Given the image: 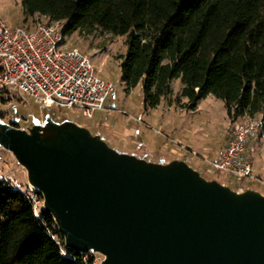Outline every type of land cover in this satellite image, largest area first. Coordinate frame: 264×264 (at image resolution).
<instances>
[{
  "label": "water",
  "instance_id": "1",
  "mask_svg": "<svg viewBox=\"0 0 264 264\" xmlns=\"http://www.w3.org/2000/svg\"><path fill=\"white\" fill-rule=\"evenodd\" d=\"M29 132L0 117V147L42 194L64 245L100 264H264V194L109 148L75 124Z\"/></svg>",
  "mask_w": 264,
  "mask_h": 264
},
{
  "label": "trees",
  "instance_id": "2",
  "mask_svg": "<svg viewBox=\"0 0 264 264\" xmlns=\"http://www.w3.org/2000/svg\"><path fill=\"white\" fill-rule=\"evenodd\" d=\"M26 19L44 14L64 35L124 37V84H142L145 109L165 99L194 109L216 96L227 118L259 116L264 135V0H21ZM181 89L174 93L172 81ZM15 123V122H14ZM12 123V125H14ZM64 251V253H62ZM0 264H92L64 245L53 217L0 180Z\"/></svg>",
  "mask_w": 264,
  "mask_h": 264
},
{
  "label": "rangeland",
  "instance_id": "3",
  "mask_svg": "<svg viewBox=\"0 0 264 264\" xmlns=\"http://www.w3.org/2000/svg\"><path fill=\"white\" fill-rule=\"evenodd\" d=\"M0 18L10 28H25L32 24L36 15L26 19L21 0H0ZM123 41L124 37L106 33L81 36L73 32L64 37L65 47H75L85 53L97 75L114 85L103 109L96 111L91 118L84 117L79 108L68 109L59 105L46 107L17 90L2 88L0 117L6 123L15 122L16 127L25 131L34 125V120H39L45 139L56 136L50 124L72 123L93 135L98 134L109 148L118 152L133 154L158 165L178 159L195 169L206 181L219 182L230 190L253 189L264 194V135L254 133L246 146V156L254 167L252 179L239 182L232 175L214 171L203 157L193 156L190 150L213 159L217 150L227 144L230 131L237 121L232 122L227 118L222 100L212 95L200 99L194 109H182L176 104L169 106L165 99L156 107L145 109L142 84L128 88L121 79L116 55L125 52ZM171 83L174 93L181 89L179 78ZM253 119L258 121L259 116ZM0 155L8 162L6 172L28 183L25 168L14 159L12 153L0 147Z\"/></svg>",
  "mask_w": 264,
  "mask_h": 264
},
{
  "label": "built area",
  "instance_id": "4",
  "mask_svg": "<svg viewBox=\"0 0 264 264\" xmlns=\"http://www.w3.org/2000/svg\"><path fill=\"white\" fill-rule=\"evenodd\" d=\"M35 15L32 24L25 28H10L0 18V88L17 90L46 107H76L84 117L91 118L103 109L114 85L97 75L85 53L75 47H65L60 20H50L44 14ZM234 124L227 144L217 150L215 158H204L194 150L190 153L203 157L214 171L232 175L236 181L243 182L254 177V167L245 150L249 137L256 133L260 123L246 117ZM8 167V162L0 155V180L20 190L37 216L43 205L42 194L31 184L7 173L5 168ZM90 257L92 264H100L103 260V256L93 249L80 252L83 261L88 262Z\"/></svg>",
  "mask_w": 264,
  "mask_h": 264
},
{
  "label": "crops",
  "instance_id": "5",
  "mask_svg": "<svg viewBox=\"0 0 264 264\" xmlns=\"http://www.w3.org/2000/svg\"><path fill=\"white\" fill-rule=\"evenodd\" d=\"M216 154H217V153H216ZM215 157H216V156H215ZM215 157H214V158H215Z\"/></svg>",
  "mask_w": 264,
  "mask_h": 264
}]
</instances>
